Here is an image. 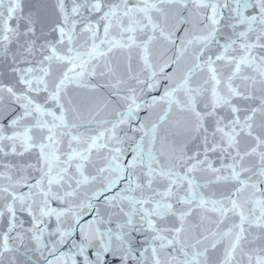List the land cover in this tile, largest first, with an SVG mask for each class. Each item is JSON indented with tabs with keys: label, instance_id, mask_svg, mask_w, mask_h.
Masks as SVG:
<instances>
[{
	"label": "snow or ice",
	"instance_id": "1",
	"mask_svg": "<svg viewBox=\"0 0 264 264\" xmlns=\"http://www.w3.org/2000/svg\"><path fill=\"white\" fill-rule=\"evenodd\" d=\"M0 264H264V0H0Z\"/></svg>",
	"mask_w": 264,
	"mask_h": 264
}]
</instances>
